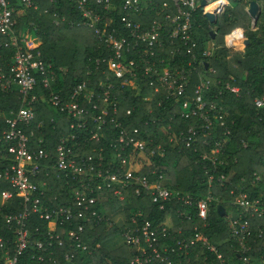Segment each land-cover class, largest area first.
I'll return each mask as SVG.
<instances>
[{
  "label": "built area",
  "instance_id": "built-area-1",
  "mask_svg": "<svg viewBox=\"0 0 264 264\" xmlns=\"http://www.w3.org/2000/svg\"><path fill=\"white\" fill-rule=\"evenodd\" d=\"M18 1L25 9H39L34 0ZM70 1L83 18L79 25L93 29L95 36L111 52L104 61L109 71L122 79L121 85L140 86L137 79L139 71H143L153 92L165 93L159 105L174 97L176 115L182 119L196 116L201 124L191 126L188 132H177L171 125L165 126L167 146L163 143L155 145L153 139H142L138 127L132 132L121 129L116 140H111L112 152L107 157V150L101 144L107 137L106 130L122 126L110 115L112 107L113 113H117V102L111 97L115 84L104 80L97 88L83 80L72 88L68 97H64L54 87L56 73L52 64L44 60L38 48L40 38L34 32L35 38L30 37V32L18 33L16 2L0 0V34L6 37V40H0V49L14 48L11 62H0V93L17 91L21 100L19 108L0 110V118L6 122L0 132V187L8 186L0 191V214L11 232L9 236H0V264H21L30 246L35 251L29 256L38 264L46 263L48 255L51 264H79V254L84 257L91 253L90 244L84 237L89 224L119 230L123 241L119 245L128 247L133 254L128 264H215L214 258L218 264H229L231 260L226 259L198 226L188 233L184 225H179L180 238L174 233V226L175 219L184 223L194 218L200 219L203 226H209L211 207L217 201L215 190L230 181L231 176L220 167L226 164L222 153L231 129L226 126L223 106L206 99L214 83L211 76L217 69L210 66L204 71L202 65L224 47L231 52L245 50L247 39L229 45L225 43L228 33L224 44L212 39L201 49L193 36V19L199 8L218 19L220 12L231 6L232 0ZM242 1L246 3L251 19L249 27L256 31L264 0ZM252 2L257 4L256 15L250 12ZM119 9L123 12L119 18L123 30L113 27L115 16L109 18ZM155 9L162 12L161 19H134V16ZM56 24H59L58 20ZM165 50L167 53L162 54ZM129 53L138 57V60L128 61L136 69L131 70L126 63L125 55ZM187 55L189 59L185 58ZM97 61L99 64L100 59ZM91 73L89 68L88 74ZM194 75H198L199 80L192 96L189 87ZM234 80L231 76L229 81L218 83L239 94L240 86L233 84ZM40 83L49 90L48 95L37 93ZM137 94H140V88ZM40 101L65 114L66 131L51 148L46 147L45 137L36 132L46 126L45 119L37 118L35 105ZM254 101L257 107L264 106V97H256ZM51 122L55 120L51 118ZM220 128L224 130L221 132ZM210 136L215 139L213 144ZM92 141L98 145L89 146ZM183 145L196 153L200 152L201 146L207 147L200 153L206 162L205 184L208 188L203 196L172 188L167 173L158 169V159L166 157L169 147L180 149ZM51 172L71 188L67 196L72 205L50 206L42 201L48 191L47 177ZM260 179L261 176L256 175V182ZM232 187L231 203L238 211L226 210L224 217L229 240L233 246L236 244V251L242 255L252 250L251 242L256 241V235L264 238V227L255 232L251 222L255 217L264 219V199L251 198L236 184ZM131 190L138 197H148L159 209H168L166 219L157 226L152 225L142 215V208L133 207L129 196ZM102 192L107 194L102 195ZM15 196L21 199V210L3 212V206L11 203ZM133 209L136 212L129 214L128 211ZM34 216L47 223V230L39 233L37 238H33L28 224ZM36 230L39 231V227ZM56 248L67 250L59 254L54 251ZM244 259L250 261L249 257Z\"/></svg>",
  "mask_w": 264,
  "mask_h": 264
},
{
  "label": "trees",
  "instance_id": "trees-1",
  "mask_svg": "<svg viewBox=\"0 0 264 264\" xmlns=\"http://www.w3.org/2000/svg\"><path fill=\"white\" fill-rule=\"evenodd\" d=\"M14 1L17 7V32L21 34L33 31L40 38L41 44L38 48L41 50L44 60L52 64V69L56 73L54 87L64 97H68L72 88L83 80L88 81L90 87L97 88L98 83L104 80L115 84L111 89V97L117 102V113H113L112 107L110 115L120 121L122 126L121 128L110 127L109 131L106 130L107 137L102 138L101 144L107 150V157H110L112 152L111 140H116L121 129L132 132L135 127H138L141 130L142 139L147 141L153 139L155 145L163 143L167 146V138L163 131L165 126L171 125L172 129L177 132L182 130L188 132L191 126L201 124L196 116L182 119L176 115L177 107L174 97L159 105V102L165 98V93H154L146 81L143 71H139L137 79L138 85H140L138 86L140 94H137L138 87H133L130 84L121 85L122 79H118L113 72L109 71L107 62L104 61V57H109L111 52L95 36L93 29L79 25L83 18L77 6L70 0H34L39 6L38 10L25 9L18 0ZM156 1L159 3L162 0ZM122 15L121 9L109 15V18L115 16L113 27L120 28V30H123L119 20ZM156 17L162 18V12L159 9L134 16V19L150 21ZM57 20L59 24H56ZM250 22L246 3L242 0H232L231 6L220 12L216 23H212L201 8L194 12L193 36L199 41L201 49L207 41L212 39L224 44L225 35L237 26L244 29L249 43L243 51L231 52L224 47L217 51L215 56L207 58L202 65L204 71H207L210 66L217 69V73L211 76L214 83L210 92L207 93L206 99L207 101H216L223 106L226 126L231 129L229 141L223 147L222 153L226 164L220 167L227 176L231 177L225 186L215 190L217 201L211 207L209 226H203V222L197 218L192 221L185 220L184 223L175 219L174 226V233L178 238L181 237L178 232L179 225H184L188 233L194 231L193 228L198 226L199 230L218 246L226 259L231 260L229 264H264V238H259L256 235V241L251 242L252 250L246 254H239L236 251V244L233 246L229 240L226 218L221 216L218 210V206L222 204L227 211H238L231 203L233 199L230 193L233 188L232 184L243 188L251 198L264 199V106L259 108L254 101L256 97H264V4L258 21L259 28L256 31L249 27ZM212 32L215 34V38H213ZM0 40H6V37L0 34ZM13 52L14 48L11 47L0 49V54H2L0 62L9 64ZM166 53L167 50L162 52V54ZM185 58L189 59L190 56L187 55ZM98 59H100L99 64L97 63ZM125 59L131 70L136 69L128 61L138 60L137 56L129 53L125 55ZM89 68L92 69L91 74H88ZM231 76L235 78L233 84L240 86L239 94L231 92L218 83L219 81L220 83L229 81ZM107 77L109 78L107 79ZM198 80V75H194L189 87L192 96L193 88ZM37 93L48 95L49 90L40 83ZM147 96H151V98L147 99ZM20 104L21 100L17 91L0 93V110L16 109ZM35 109L37 118L46 120L45 128L36 132L48 141L47 148L54 147L60 135L66 131L65 114L62 115L54 109H50L42 101L35 105ZM51 118L55 120L54 123H50ZM5 127L6 122L0 118V132ZM223 130L220 128L219 131ZM209 139L211 144L215 142L213 137L210 136ZM96 145L98 143L93 141L89 144V146ZM201 148L205 150L207 147L201 146ZM202 149L196 153L185 145L180 146V149L169 147L166 157L158 159V169H163L167 173L172 188L197 197L207 193L208 188L205 184L207 174L204 166L206 162L200 157ZM135 170H139L138 166ZM256 175L261 176L257 182ZM47 180L49 181L48 191L42 197L45 204L50 206L73 204L70 196H67L71 188L67 187L63 180H59L54 172H51ZM6 187L8 186H1L0 191ZM239 190L241 189H236V191ZM104 194L107 193L102 192V195ZM129 196L133 207L135 209L142 208L144 211L142 215L146 216L152 225L157 226L168 216V209H159V206L153 204L148 197H138L132 190L129 192ZM112 198L111 195L110 199ZM20 201V197L15 196L11 203L3 206V212L21 210ZM128 212L134 214L136 211L133 209ZM251 222L255 232L259 227H264V219L255 217L251 219ZM28 224L32 235H34L33 238H37L40 236L39 233L43 234L47 230V223L35 216ZM37 227H39V231L36 230ZM10 234L11 232L7 229L2 214H0V236L6 237ZM115 236H120L119 230L115 227L89 224L84 237L90 244L91 253L85 254L84 257L79 254L81 256L79 264H128L133 254L128 247L120 246L115 240ZM121 247L124 249L121 250ZM56 250L61 254L67 248L54 249V251ZM34 251L30 246L21 262L23 264H38L29 256ZM47 257L46 263L42 264H51L50 256ZM244 257H249L250 261H246ZM213 260L215 264H218L215 258ZM213 260L211 261L213 262Z\"/></svg>",
  "mask_w": 264,
  "mask_h": 264
},
{
  "label": "clouds",
  "instance_id": "clouds-1",
  "mask_svg": "<svg viewBox=\"0 0 264 264\" xmlns=\"http://www.w3.org/2000/svg\"><path fill=\"white\" fill-rule=\"evenodd\" d=\"M244 29L240 26L235 27L225 38L226 44H240L245 39Z\"/></svg>",
  "mask_w": 264,
  "mask_h": 264
},
{
  "label": "water",
  "instance_id": "water-1",
  "mask_svg": "<svg viewBox=\"0 0 264 264\" xmlns=\"http://www.w3.org/2000/svg\"><path fill=\"white\" fill-rule=\"evenodd\" d=\"M203 3H205V2H203ZM250 12H251L253 15H256V12H257V4H256V2H252ZM207 15H208V17L210 18V20H211L212 22H214V23L217 22V16H216V15L211 14V13H208ZM212 34H213V38H215V34H214L213 32H212ZM248 43H249V40H246V44H248ZM218 210H219V213H220L221 216H224V215H225V213H226V208H225L222 204H220V205L218 206Z\"/></svg>",
  "mask_w": 264,
  "mask_h": 264
},
{
  "label": "rangeland",
  "instance_id": "rangeland-1",
  "mask_svg": "<svg viewBox=\"0 0 264 264\" xmlns=\"http://www.w3.org/2000/svg\"><path fill=\"white\" fill-rule=\"evenodd\" d=\"M30 33H32V34L30 35V37H31V38H35V37L33 36V31H31ZM28 35H29V34H28ZM228 211H230V210H228ZM115 240H116L118 243L123 244L122 238H121L120 236H115ZM108 244H109V243H108ZM123 247H125V246H123ZM123 247H121L120 249H121V250L124 249Z\"/></svg>",
  "mask_w": 264,
  "mask_h": 264
}]
</instances>
